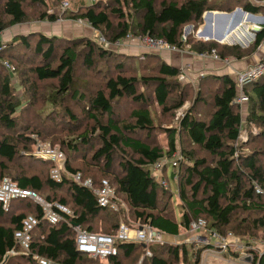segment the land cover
I'll use <instances>...</instances> for the list:
<instances>
[{
    "label": "trees",
    "instance_id": "16d2710c",
    "mask_svg": "<svg viewBox=\"0 0 264 264\" xmlns=\"http://www.w3.org/2000/svg\"><path fill=\"white\" fill-rule=\"evenodd\" d=\"M52 1L56 6L64 2L0 0V44L4 41L2 34L5 31L29 21L27 7L38 9L40 22L48 20L57 23L61 19L84 21L111 45L134 35L163 39L176 50L189 49L194 55L210 54L216 50L222 60L232 57L240 60L256 52L264 42V25L255 36L253 48L247 53L235 44H223L225 49L219 52L216 44L212 43L207 48L197 40L183 36L186 25L195 23L199 27L209 11L228 13L226 10L240 5L244 11L254 15H261V10L264 12V7L255 6L248 0H106L104 3L83 5L77 12L70 8L59 12L51 8ZM154 55L148 53L131 57L115 52L92 38L71 41L41 32L18 35L6 42L0 51V128L3 129L0 132V158L12 163L20 155L33 164L44 162L53 165L34 155L31 147H35L36 141L32 135H23L19 131L21 118L18 113L22 110L21 106H32L33 101L38 100L42 83L56 81L51 83L56 87L48 93L49 104L52 107L63 106L66 116L76 122L78 118L67 108V103H77L84 107L86 116L95 123L94 128L87 129L77 139L62 142L73 153L91 148L93 155L91 159L86 158L89 160L86 165L103 174L101 178H96L97 183L101 184L103 180L110 182L116 190L117 201L122 199L127 204L131 217L141 224L140 227L149 225L165 235L177 237L181 230L189 231L191 221L204 219L207 228L221 236L227 235L235 224L237 228L264 231V77L245 87L249 101L244 119L241 106L235 102V80L229 75L202 76L198 87L199 92L202 90L205 95L194 98L193 108L180 117L178 129L166 130L156 125L153 104L162 107L165 112L181 109L187 102L188 86L191 84L180 81V68ZM10 59L19 64L25 63L26 68L17 70ZM151 60L156 63L154 74H140L137 66ZM4 62L12 64L15 71L7 69ZM106 63L114 67L115 74L108 68H102ZM131 63L136 65L133 69L136 74L128 69ZM94 70L104 74L105 83L97 84V79L91 76ZM16 85L25 87L23 92L17 93ZM175 92L179 93L177 99L173 97ZM123 100L135 103L139 108L132 110L130 121L117 122L114 109ZM104 117H108L107 124ZM157 129L168 133L167 152L159 146L131 137L132 134L151 133ZM243 132L248 136L247 140L243 139ZM179 136L183 139L184 148L175 176L179 184L177 194L185 212L177 218L175 213L170 215L168 211V201L174 198L175 193L152 176L151 167L164 158L174 156ZM116 158L122 159L121 175L111 171ZM66 166L62 180L58 181L52 178V168L49 175H29L13 173L9 166L0 163L3 172L0 180L6 177V171H11L14 180L11 179L24 190L36 194L46 189L54 192L66 190L72 202L63 197L43 199L66 207L73 203L74 209L72 216L63 214V219L56 225L41 221L33 233L29 254L12 256L13 250L20 251L16 234L23 231L24 219L34 215L42 220L43 208L29 198L14 200L9 211L0 204V264H11L10 260L15 259L24 261L21 264H40L34 255L52 264H124L126 261L137 264L134 258L139 253L142 255V250L146 251L141 243L119 242L117 255L105 260L78 251V231L85 229L98 233L95 232L94 220L103 214L109 215L98 220V223L108 225L103 231L110 233L105 235H116L122 223L132 229L135 227L124 220L128 217L120 219L125 214L127 216L124 209L115 211L101 207L91 190L74 181L73 175L86 176L83 170L75 169L70 161ZM15 204H24L22 207L31 209L26 207V213L21 207L18 213L10 214ZM150 247L155 252L143 264H192L187 247H183L182 251L178 245L170 243ZM196 252L194 264L199 263L201 255V252ZM254 264H264V253L256 256Z\"/></svg>",
    "mask_w": 264,
    "mask_h": 264
},
{
    "label": "rangeland",
    "instance_id": "374dc122",
    "mask_svg": "<svg viewBox=\"0 0 264 264\" xmlns=\"http://www.w3.org/2000/svg\"><path fill=\"white\" fill-rule=\"evenodd\" d=\"M68 2H64L61 3L60 5L58 4V6H56L52 1L51 2V8L53 9H57L59 12H61V10H63V5L65 3H69V6L67 8H70L69 10L75 11L77 12L78 10H80L81 6L84 5V7L86 5H91L94 2H102L104 3L106 0H66ZM214 3V2H213ZM66 7V6H65ZM242 9L240 7V5H237L235 7H233L230 10H226L229 11L228 13H231L237 9ZM27 12L29 14V21H27L25 24H21V25H17L14 26L10 29H8L7 31H5L2 34V37L4 39L5 42H9L11 41L13 38L17 37L18 35H29V34H33V33H46L48 35L51 36H58L60 38H65L68 40H75V39H84V38H92L98 41L99 37L101 36V38H104L99 32L95 31L93 28H91V26L84 22V21H79L82 23H79L78 21H75L78 25L81 26V28L79 27H75L74 25L71 24H67V26H64L65 24L61 23V21H66L64 19L59 20L57 23H51L48 20H44L42 22L39 21V13H38V9H33V8H29L27 7ZM66 9V8H65ZM1 13V10H0ZM227 13V12H226ZM249 13V12H247ZM245 14L242 19H238L240 24H243V28L248 29V32H244L242 34H239V39L241 41H244L246 44H242V43H238V42H233L232 45H236L238 47H240L239 49L244 52L247 53L249 52L253 46L252 43H254L255 40V36L258 32H254L253 29H249L248 26L252 25L253 28L255 26H261V29L263 28L264 24H255L256 22H254V18L250 19L252 17L249 16V14ZM252 14V13H251ZM261 15H257L258 18L264 17L262 16V14H264V12L261 10L260 12ZM248 16V17H246ZM264 21V19H263ZM262 21V22H263ZM215 22V21H214ZM258 22V21H257ZM73 23V22H72ZM53 24V25H52ZM47 25V26H46ZM51 26V30L50 31H44L43 28L49 27ZM46 26V27H44ZM206 23L203 21L202 25H200L199 27L195 26V23H190L188 25H186L183 28V36L185 39H189V40H197L198 42L202 43L205 45V47L208 48V46H210V44H216L218 46V50L219 52H221L222 50H224V46L223 44H218V42L215 41V39H211L209 38V40L205 39V37H202L200 35H198V33L203 32L204 29L206 28ZM239 28V27H238ZM76 29V31L74 30ZM216 29V22L215 24H213V33H215ZM238 34V33H237ZM97 35V36H96ZM248 37V38H247ZM250 37V38H249ZM145 38V37H143ZM143 38H138L136 36H130L129 37V41L130 42H126V44L132 45V43H137V47L138 51L133 48L131 50H128L129 45H111L108 46L109 48H111L112 50H114L115 52H119L122 54H128L129 56H142L148 53H151L143 48H146L144 46V44L142 43ZM247 38V39H246ZM233 39V35L228 38L227 40L223 41V42H232L229 41ZM250 39V41H249ZM106 40V39H105ZM162 39H157V40H153L155 44H153L154 46L159 45L162 46L161 44L166 45L165 43H162L161 41ZM248 42V43H247ZM177 51V52H176ZM189 49H185L184 51H180L182 55H187V54H191V52H189ZM167 52V53H165ZM155 55H159L163 58V60L166 58L165 57H171L173 60L175 61H179V51L178 50H165L163 53H154ZM28 56L30 54H27ZM154 55V56H155ZM197 55L202 59H208L211 58V60H217L220 61V55L219 53L215 50L210 54H198ZM165 56V57H164ZM6 60V57H4ZM183 58V57H182ZM234 58V57H232ZM8 59V58H7ZM185 60H187L186 58H184ZM236 59V58H235ZM264 59V58H263ZM15 66H17V70L20 69H25L26 65L25 63H21L19 64L17 61L15 60H11ZM56 64V63H54ZM257 64V63H256ZM155 65L156 63L153 62V60L151 61H145V64L143 65H138L137 66V71L140 74H144L146 76H152V74H154V69H155ZM128 69L129 70H133L134 67H136V65H134L133 63H131V65H128ZM102 68H108L113 74H115L116 72L114 71V67L110 66L109 64H103ZM247 69V68H246ZM245 69V70H246ZM189 70H192V68L190 67ZM244 71V70H243ZM18 73V72H17ZM90 74V73H89ZM133 74H136V70H133ZM157 75V73L155 74ZM11 76L13 78H15V76H13L11 74ZM91 76L94 77L95 79H97V84H103L106 82V78L104 76V74H100L97 73V70H94L93 73H91ZM89 77V76H88ZM86 80H88V78H85ZM21 80V79H19ZM52 82H56V81H46L44 83L41 84L42 86V91L40 90V94L38 95V100L33 101L32 106L27 105H23L21 106L22 110L19 111L18 116H20V126H19V131L21 133H23V135H32L36 141L35 147H31L32 152H36V146L38 143L41 144H45V147H49L54 149H59V151L61 153H63L65 155V160L62 162L63 165H58V163L53 164L52 166L49 164H45L44 162L42 163H36L33 164V162L29 159H25L23 156H18L17 160L15 162L12 163H8L6 161H4L2 158H0V163H3L4 166H9L10 170L14 173V172H24L26 174H43L45 175H49L50 174V170L52 168H60L63 171H65L67 169L66 163H68L69 161L71 162L72 166L77 169L78 171L80 170L81 172L84 171V173L86 174V176L83 178L82 182H89V183H93L94 186V190H91L92 192L94 191H98V190H103L106 194H108L109 196H114V194L112 193V190L110 191L111 188H106L104 184H100L99 181L97 183V179L96 178H101L103 176L102 173L98 172V170L94 169L93 167H90L88 165H86V163H88L89 160H87L88 158H92L93 155V151L90 152L91 148L87 147V151H82V152H78V153H73L72 150H70L68 147H65L64 143L62 141H69L70 139H77L78 136L82 133H84V131H86L87 129H91L94 128L95 123L89 119L86 114L84 113V107L78 105L77 103H72L69 102L67 103V108H70V110H72L76 117L78 118V120L72 121L70 120V118L68 116H66L65 111L63 109V106H56V107H52L51 104H49L50 102H48V93H51L53 91V88L56 87V85H52ZM93 84V81H91ZM189 82V81H186ZM197 82V83H196ZM195 83L192 81L190 83H188L190 86H188V99L186 104L184 105V107H182L181 109L177 110V111H172V112H165L163 110L162 107H159L155 104H153L152 107V112L155 116L156 119V125L157 126H161L166 130H171V129H178L179 125H180V117L182 116V114H184L185 112H187L188 110H190L191 108H193L194 104L196 101H194V98L197 99V96L199 95H205L203 93V91L201 90L199 92V78L198 81H196ZM52 83V84H51ZM21 84V81H20ZM51 84V85H50ZM185 84V83H184ZM94 85V84H93ZM92 85V86H93ZM17 88V93L21 92L23 89H25V87H20L19 85ZM53 87V88H52ZM203 89L206 90H210L211 87H203ZM23 92V91H22ZM182 92V91H180ZM151 94V92H149ZM179 95V93L177 94V92L174 93V98H176ZM27 97V96H25ZM69 98V97H68ZM67 98V100H68ZM177 99V98H176ZM24 108H27L28 110L24 111ZM139 108V106L135 103L132 102H127V101H121L120 103H118L114 109V111L117 113L115 116V121L119 122V121H130V117H131V113L132 110ZM242 108V107H241ZM243 113L247 112V106L244 105L242 108ZM108 117H104L103 120L105 122V124H107ZM243 118H246V114L243 115ZM251 127V126H250ZM0 132H3V129L0 128ZM131 137L140 139L146 143H149L151 146H159L162 149H164L166 152L169 149L168 147V133L165 131H161V130H155L151 133L149 132H142L136 135H133ZM244 140L248 139V136L245 135V133L243 132L242 135ZM184 141H187V139L184 137ZM249 143V142H248ZM247 143V144H248ZM95 144V143H93ZM176 145H177V152L175 153L174 156H181V151H183V139L181 136H179L177 138L176 141ZM263 145V144H261ZM23 148V147H21ZM195 147L191 148L194 149ZM34 149V151H33ZM249 150V148L247 149ZM24 155H30V154H26L25 152H23ZM199 154H203V152L199 151ZM120 155V154H119ZM36 156V155H35ZM87 158V159H86ZM122 158V157H121ZM37 159V158H36ZM41 159V158H38ZM43 159H41L42 161ZM122 159H118L117 158L114 160V165L113 168L111 169V171L114 172L115 175H121V162ZM51 170V172H52ZM83 170V171H82ZM11 171H6L4 174L3 179L0 180V185L5 184L6 182H9L8 180H10L12 177L10 174H12ZM165 171L167 172V174H165ZM175 172L176 170L173 167H169L168 166L165 167L164 169V174L166 176V183L168 184V187L166 189H170L172 190L171 192L175 193L174 194V198H171V200L168 201V205H169V209L168 211L171 213L170 215H173V213H175V216L177 218H180L182 213L185 212V208L184 205L182 204V201L179 199V195L178 193V182L175 179ZM2 168L0 167V176L2 175ZM9 176V177H8ZM8 179V180H7ZM13 179V178H12ZM11 179V180H12ZM10 183H15V185L17 184L15 181H11ZM103 189H100V188ZM88 189V188H87ZM114 191L115 188H112ZM36 197H39L41 199L45 198V197H49L51 199L54 198H67L69 199V195L68 192L66 190L63 191H59V192H54L51 191L50 189H46L44 192L42 193H37ZM117 196V194H116ZM118 197V196H117ZM32 200V199H30ZM44 200V199H43ZM33 201V200H32ZM45 201V200H44ZM119 201V200H118ZM46 202V201H45ZM70 202H72L70 200ZM123 206H124V210L125 213H127V216L125 214V216L121 217L120 219H124V217H128L127 219H124L125 221L127 220L128 224H131L133 227L135 228H139L141 224H139L138 222H134L133 218L131 217V211L130 208L128 209L127 204L122 201V199L119 201ZM30 203V202H29ZM47 203V202H46ZM49 204V203H48ZM53 205V203H51ZM24 205V204H23ZM22 204H15L13 206L12 209V213H18L20 211V208L23 206ZM12 207V206H11ZM11 207L9 208V210H11ZM26 207H22V209L25 210V212L27 213ZM29 208V207H28ZM48 208H50V206H48ZM31 209V208H29ZM66 209H69L71 211V214L74 212L73 209V203H70V205H68L66 207ZM8 210V211H9ZM29 213V212H28ZM9 214V217H10ZM34 216V215H33ZM109 215L107 214H103L101 215V218L98 217L96 219V221L94 220V228H95V232L98 233H93L94 234H99V235H105V231H103V229L105 227H107L108 225L106 224V226L102 223H98L99 219L102 218H108ZM200 222V223H199ZM237 223H239V220H236ZM198 224L192 225V227L189 229V231H185V230H181V233L179 236L177 237H171L168 235H164L165 239L167 240V243L173 244V245H178L179 248L183 249V247H187V249L189 250V261L194 264L195 263V256L194 254H197L196 250L198 252H201L200 254V259H199V263L198 264H254V259L256 258V256H261L264 253V231L260 230V231H255V230H249V228H240L235 225H232V227L230 228V230H228L227 235L222 236L221 240H217L216 238L214 239L215 243L220 247L223 244L225 245H233V244H242L244 249L238 251L234 250V247H231L228 249L227 252H221V253H217L218 247L213 246V247H207L205 245L202 244L201 241L197 240V237L194 236L192 233H190L191 230H197L198 233H203L206 229H204L205 227H207V223L206 220L204 219H200L199 221H197ZM110 227V226H109ZM87 228V227H86ZM148 228V227H147ZM85 230V229H84ZM210 229H207L206 231H208ZM33 233L35 230H32ZM79 231H83V230H79ZM133 231V232H132ZM132 234L137 236L139 234V230H132ZM211 231V230H210ZM104 233V234H101ZM110 233L107 232L106 234ZM112 233V232H111ZM219 234V233H217ZM197 235V234H195ZM202 237H205L203 234H200ZM220 235V234H219ZM33 236V234H32ZM221 236V235H220ZM138 237H140V235H138ZM20 238H18V242H20L19 240ZM25 239H27L26 236H22L21 237V242H24ZM144 245V244H143ZM146 247V245H145ZM209 249V250H208ZM148 251L152 253H154L155 251L148 248ZM147 250L144 252L143 250L142 255L139 253L137 254V256L134 258V260H137V264H143L146 258H149V255H147ZM27 251V250H25ZM98 261V260H97ZM24 261H19L18 259L14 260H10L11 264H21ZM129 262H125L124 264H132ZM99 263V262H98Z\"/></svg>",
    "mask_w": 264,
    "mask_h": 264
},
{
    "label": "built area",
    "instance_id": "2783aa9c",
    "mask_svg": "<svg viewBox=\"0 0 264 264\" xmlns=\"http://www.w3.org/2000/svg\"><path fill=\"white\" fill-rule=\"evenodd\" d=\"M250 1L253 5L255 6H260L264 7V0H248ZM66 6V7H65ZM69 6V3H65L63 5V10ZM81 20H78V22ZM82 23V22H79ZM127 38L126 40L116 43L115 45H123L126 42H129ZM157 40L151 37H145L142 40V43L146 48H143L151 53H163L165 50H176L175 48L169 46V44L165 40H161L162 43H165L166 45L159 46L156 44L154 46L153 44L154 41ZM98 42L109 48L108 46L111 47V44H109L105 38L99 37ZM5 41L2 40V43L0 44V51L5 47ZM4 65L6 66L7 69H9L11 72L15 71V68L12 64L8 62H4ZM190 66L186 65L181 68V74H180V81L181 82H186L190 81V76H189V70ZM261 77H264V59L259 61L257 64L252 65L248 67L246 70L236 74V86H237V96L235 97V102L240 105L242 108L244 105L247 104L249 101L248 96L245 94V87L248 84H251L253 82H256L259 80ZM35 155L41 159L48 160L52 164L58 163V165H63L62 162L65 160V155L59 151V149H52L49 147H45V144L38 143L36 146V152ZM175 155V154H174ZM181 156H173L172 158H164L157 162L155 165L151 167V173L152 176L163 186L166 188L168 187V184L166 183V179L164 177V169L165 167H173L177 173L179 169V164H180ZM52 178L58 181L62 180V170L60 168H55L51 172ZM177 176H175V179ZM73 179L75 182L80 184L83 187L88 188L89 190H94L93 183H89L88 181L83 183V176L81 174L73 175ZM8 180V179H7ZM11 180V179H10ZM6 182L3 185H0V204L2 205L4 210H9L11 207V204L14 200L19 199V198H29L32 199L35 203L39 204L43 208V216L42 220H40L38 217L29 215L26 219L23 221V231L18 232L16 234V239L18 242V238H20V242H18L20 246V251L13 250L11 252L12 256L17 255L18 253H22L25 255H28L30 252V246L32 243V234L35 228L39 225L41 221H47L50 224L56 225L58 224L62 219H63V214H66L68 216H72L73 213L71 214V211L69 209H66V206H63L59 203H51L48 204L46 203L43 199L36 197V193L28 190H24L18 186V184L15 185V183H10ZM12 181V180H11ZM101 184H104L106 188H111L110 191L112 190V193L114 196H109L104 192V189L101 187L100 189L103 190H98L94 191L93 193L96 195L98 204L103 207V208H109L111 210L118 211L120 209H124V206L117 201L116 198V192L112 189V185L108 180H103ZM50 206V208H48ZM200 223V222H199ZM198 224L195 221H191L190 228L192 225ZM148 227V228H147ZM204 229H208L205 227ZM132 228H130L128 225L125 223H122L119 227V230L116 235H99V234H94L87 231H78L77 233V249L81 253H85L89 255L92 258H100L101 260H105L108 257L115 256L118 253L117 249V244L119 242H134V243H141L146 245V250L149 248L150 245L153 244H164L167 243V240L165 239L163 233L160 231L153 229L149 225H145L139 228H136V230H139L140 237L135 236L132 234ZM134 230V231H136ZM204 231L203 233H198L197 230H191L190 232L197 237V240L201 241L203 245L207 247H213L216 246L218 247L217 253L221 252H227L229 248L234 247L235 251H240L244 249L242 244H233L229 246L228 244L225 245L223 244L222 246H218L214 239L216 238L217 240H221V237L219 234H217L214 231ZM132 231V232H131ZM197 234V235H195ZM200 234H203L205 237H202ZM26 236L27 239H25L24 242H21V237ZM27 250V251H25ZM209 250V249H208ZM197 251V250H196ZM221 251V252H220ZM147 255L149 257L152 256L151 252L147 250ZM34 259L38 260L40 264H52V262L48 261L45 258L39 257L37 255L33 256Z\"/></svg>",
    "mask_w": 264,
    "mask_h": 264
},
{
    "label": "crops",
    "instance_id": "0c3cea01",
    "mask_svg": "<svg viewBox=\"0 0 264 264\" xmlns=\"http://www.w3.org/2000/svg\"><path fill=\"white\" fill-rule=\"evenodd\" d=\"M255 22H256L255 24L259 23L257 21H255ZM61 23L65 24L64 26H67V24L68 25L71 24V25H74L75 27L81 28V26L78 25L75 21H64V22L61 21ZM46 26H44V27H46ZM248 28L252 30L253 26L250 25V26H248ZM43 29H44V31H46V30L50 31L51 26L43 28ZM74 30L76 31V29H74ZM247 30L248 29L243 28V24H239V28H236V32H235V35L233 36V39L229 40L232 42L230 44H228V43H224V44L232 45L233 42H238V43H242L245 45L246 43L244 41L238 40L239 39L238 37H239V34H242L244 32L249 31V30L248 31ZM46 35H48V34H46ZM124 45L127 46L129 44L124 43ZM136 47H137V43L133 42L132 45H129L128 50L135 48L138 51V48H136ZM165 53H167V52H165ZM179 55H180L179 61H175L171 57H169V58L165 57V56L164 57L166 58V61H168L170 64H172V65H174L180 69L186 65H189L192 68V70H190V72H189V76H190L189 82L193 81L195 83L196 81H198V78L200 80V78L202 76L210 75V74L218 76V77L229 75L230 77H232L235 80L236 74L242 72L243 70H245L246 68H248L252 65H255L256 63H258L259 61H261L264 58V42L256 50V52H254L253 54L246 56L240 60L235 59V58H227L226 60L220 59V61L211 60V58H208V59L202 58L201 59L198 55H194L192 53L187 54V55H182L180 51H179ZM184 58H186L187 60H185ZM245 114L246 113H243V115H245ZM134 230H136V228H134Z\"/></svg>",
    "mask_w": 264,
    "mask_h": 264
},
{
    "label": "water",
    "instance_id": "95a60500",
    "mask_svg": "<svg viewBox=\"0 0 264 264\" xmlns=\"http://www.w3.org/2000/svg\"><path fill=\"white\" fill-rule=\"evenodd\" d=\"M247 12L242 10V9H237L231 13H223V12H213L209 11L204 15V21L206 23V28L204 29L203 32L198 33V35L205 37V39L209 40L215 39L218 43L224 44L230 42H223L226 39L230 38L232 35H235L236 28L239 27V21L238 19H242V17L246 14ZM249 14L250 19L253 18H258L256 15L247 13ZM264 19V17H261ZM216 22V29L215 33H213V24ZM261 24H264L263 22H259ZM261 30V26H255L253 28L254 32H259Z\"/></svg>",
    "mask_w": 264,
    "mask_h": 264
},
{
    "label": "bare ground",
    "instance_id": "6f19581e",
    "mask_svg": "<svg viewBox=\"0 0 264 264\" xmlns=\"http://www.w3.org/2000/svg\"><path fill=\"white\" fill-rule=\"evenodd\" d=\"M246 17H248V16H246ZM254 22L255 21H258V22H262L263 21V19L262 18H254V20H253ZM249 41H250V39H249Z\"/></svg>",
    "mask_w": 264,
    "mask_h": 264
},
{
    "label": "clouds",
    "instance_id": "9594fccd",
    "mask_svg": "<svg viewBox=\"0 0 264 264\" xmlns=\"http://www.w3.org/2000/svg\"><path fill=\"white\" fill-rule=\"evenodd\" d=\"M257 16V15H256ZM262 16H264V15H262ZM258 17V16H257Z\"/></svg>",
    "mask_w": 264,
    "mask_h": 264
}]
</instances>
